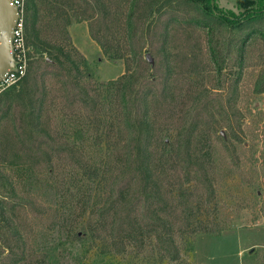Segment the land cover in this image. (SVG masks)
Masks as SVG:
<instances>
[{
	"label": "trees",
	"instance_id": "1",
	"mask_svg": "<svg viewBox=\"0 0 264 264\" xmlns=\"http://www.w3.org/2000/svg\"><path fill=\"white\" fill-rule=\"evenodd\" d=\"M237 8L217 0L25 1L27 72L0 92V264H32L36 255L22 223L34 199L14 169L58 180V237L41 238L42 264L68 242L102 255L150 244L161 261L175 262L182 239L224 230L197 213L215 198V155L245 148L238 89L250 49L264 47V0H238ZM73 20L88 22L104 54L124 61L123 75L88 78L85 57L66 42ZM255 92L264 93V68Z\"/></svg>",
	"mask_w": 264,
	"mask_h": 264
},
{
	"label": "rangeland",
	"instance_id": "2",
	"mask_svg": "<svg viewBox=\"0 0 264 264\" xmlns=\"http://www.w3.org/2000/svg\"><path fill=\"white\" fill-rule=\"evenodd\" d=\"M237 1L217 0V4L223 10L238 13ZM68 32L70 37L66 42L73 45L88 62L89 79L107 83L125 73L124 61L109 59L92 39L88 22L73 20ZM182 41L178 37L175 44ZM263 68L264 47L253 46L238 89L237 113L242 118L238 133L245 140V148L221 153V156L215 155L219 159H216L218 170L215 198L209 203H203L197 213L203 225L223 227L219 235L199 234L193 240L182 239L181 259L175 262L167 259L161 261L158 252L150 244L142 252L129 249L123 255H102L97 248L90 249L87 244L81 243L72 245L63 239L61 242L65 245H57L58 252L53 255L52 264L260 263L264 257V93L255 92V83ZM207 84L211 85L209 82ZM222 132L227 136L225 129L221 135ZM99 152L102 150L96 149L90 154L99 160ZM11 171L16 178L26 180L23 182L25 191L34 199L35 207L26 216H22V223L27 226L28 232H33L31 240L36 255L32 264H42L41 238L46 237L48 242L58 237L53 232L57 223L55 212L60 210L56 203L60 195L54 188L58 180H51L52 177L40 173L30 176V173L22 170Z\"/></svg>",
	"mask_w": 264,
	"mask_h": 264
},
{
	"label": "water",
	"instance_id": "3",
	"mask_svg": "<svg viewBox=\"0 0 264 264\" xmlns=\"http://www.w3.org/2000/svg\"><path fill=\"white\" fill-rule=\"evenodd\" d=\"M19 20V12L11 0H0V82L14 67V54L12 47L13 30ZM146 58L153 64L150 54ZM224 136V132H222Z\"/></svg>",
	"mask_w": 264,
	"mask_h": 264
},
{
	"label": "built area",
	"instance_id": "4",
	"mask_svg": "<svg viewBox=\"0 0 264 264\" xmlns=\"http://www.w3.org/2000/svg\"><path fill=\"white\" fill-rule=\"evenodd\" d=\"M26 0H11L19 12V20L13 30L12 47L14 54V67L7 76L0 82L2 90L20 81L27 72L28 48L24 36V5Z\"/></svg>",
	"mask_w": 264,
	"mask_h": 264
}]
</instances>
